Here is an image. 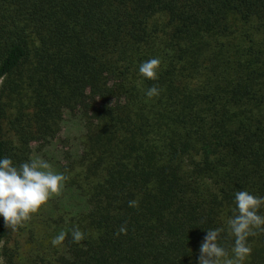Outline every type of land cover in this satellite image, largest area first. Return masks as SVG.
<instances>
[{
  "label": "trees",
  "instance_id": "16d2710c",
  "mask_svg": "<svg viewBox=\"0 0 264 264\" xmlns=\"http://www.w3.org/2000/svg\"><path fill=\"white\" fill-rule=\"evenodd\" d=\"M66 119L61 194L18 236L0 216L2 264H199L217 228L231 257L235 193L264 197V0H0V159L50 164Z\"/></svg>",
  "mask_w": 264,
  "mask_h": 264
},
{
  "label": "clouds",
  "instance_id": "9594fccd",
  "mask_svg": "<svg viewBox=\"0 0 264 264\" xmlns=\"http://www.w3.org/2000/svg\"><path fill=\"white\" fill-rule=\"evenodd\" d=\"M160 60L153 58L143 62L139 73L149 79H158ZM148 98L159 95L155 86L146 92ZM111 107V106H110ZM67 180L64 174L54 173L51 166L44 160L23 162L15 166L10 158L0 159V216L11 232L22 227L24 222L31 219L33 214L47 204L52 196H59L63 182ZM234 215L228 220L230 232L235 237L232 256L218 243L223 229L207 230L205 239L200 247L199 264H244L251 254L247 244L249 236L264 232V215L259 210L264 206V197H256L246 190L235 193ZM135 200L129 201V207H136ZM127 227L122 225L117 235L126 234ZM67 233L61 231L51 242L54 246L61 245ZM73 242L80 243L85 234L76 228L71 233Z\"/></svg>",
  "mask_w": 264,
  "mask_h": 264
},
{
  "label": "rangeland",
  "instance_id": "374dc122",
  "mask_svg": "<svg viewBox=\"0 0 264 264\" xmlns=\"http://www.w3.org/2000/svg\"><path fill=\"white\" fill-rule=\"evenodd\" d=\"M68 118V117H67ZM82 127L81 125L74 120L71 119H66L62 129H61V140L59 142V140L56 141V145H54L53 147L50 148V150L45 151L44 153H48L47 155H49V162H50V166H51V170L53 171L54 167V163L57 164V162H61L63 160V155L60 154V148L66 147L69 148V146L71 145V148H73L74 150H76L78 148L77 142L74 141L78 136L81 135L82 133ZM42 160V159H41ZM65 161V160H64ZM64 161H62L64 163ZM53 163V165H52ZM36 214H33L32 216L34 217ZM26 226L25 222L23 224L22 227H19L17 231H15L16 233H14L16 236H18V233H20L21 231H23L24 227ZM23 238L24 241L27 238V234L23 233ZM0 264H2V261H0Z\"/></svg>",
  "mask_w": 264,
  "mask_h": 264
}]
</instances>
